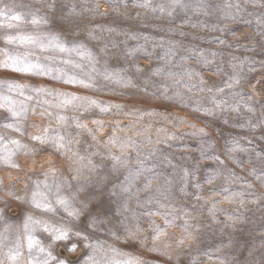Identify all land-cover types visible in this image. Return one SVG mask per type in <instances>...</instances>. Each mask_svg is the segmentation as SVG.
<instances>
[{
	"label": "clouds",
	"instance_id": "clouds-1",
	"mask_svg": "<svg viewBox=\"0 0 264 264\" xmlns=\"http://www.w3.org/2000/svg\"><path fill=\"white\" fill-rule=\"evenodd\" d=\"M12 6L0 0V8ZM23 7L18 31L55 34L75 51L27 48L18 54L52 71L0 78L23 86L0 84L19 112L0 107V145L14 150L11 166L0 161V264H43L47 253L65 264H85L88 255L110 264L113 248L164 224L165 215L173 221L166 231L179 227L183 242H194L200 225L223 232L249 205L264 209V92L249 84L253 73L264 79V0H26ZM33 14L45 22L31 24ZM57 69L75 82L57 79ZM57 93L80 99L65 106ZM90 100L119 108L102 112ZM34 193L47 207L34 204ZM134 224L141 231L130 236ZM55 229L66 237L55 239ZM28 234L38 241L32 250ZM258 250L260 259L250 252L246 264H264V242Z\"/></svg>",
	"mask_w": 264,
	"mask_h": 264
},
{
	"label": "rangeland",
	"instance_id": "rangeland-1",
	"mask_svg": "<svg viewBox=\"0 0 264 264\" xmlns=\"http://www.w3.org/2000/svg\"><path fill=\"white\" fill-rule=\"evenodd\" d=\"M25 2L26 0H13V12L23 15L27 11L23 7ZM0 22L8 23V21L2 20ZM11 23L15 25L17 22L11 21ZM5 31L12 35L21 32L15 27L0 29V33ZM23 32L32 33V29L30 27ZM0 49H7L9 53L18 54L26 48L20 45L6 44L0 40ZM3 59L5 56L0 53V60ZM30 75V73H17L11 69L0 67V78L7 76L20 80L22 76ZM261 75L260 72H256L249 78V84L254 85L257 92H264V79H260ZM35 79L47 80L48 78L39 77ZM78 87L67 85L66 90L76 91ZM110 132L111 129L106 128L104 135L107 136ZM243 216V220L237 222L234 228H225L223 232L219 228L210 231L200 225L196 241H185L182 244L178 243L179 240L183 239L179 227L175 231L168 230L167 235L161 236L155 245L151 240L152 231L149 229L146 234L137 239H130L127 243L120 244L116 248L117 253H113V258L120 260L126 256L136 257L142 264H220L221 261H224L225 264H246V261L250 259L249 253L251 252L259 260V245L264 242V236L260 235V232L264 230V209L249 205ZM220 219L223 220L224 217H220ZM160 226L167 228V225L163 223ZM154 247L157 250H152ZM59 255L63 258L65 250L60 249Z\"/></svg>",
	"mask_w": 264,
	"mask_h": 264
},
{
	"label": "snow or ice",
	"instance_id": "snow-or-ice-1",
	"mask_svg": "<svg viewBox=\"0 0 264 264\" xmlns=\"http://www.w3.org/2000/svg\"><path fill=\"white\" fill-rule=\"evenodd\" d=\"M0 20L2 21H8L7 24L0 22V29H4L5 27L11 29L14 27H18L20 24H22L24 22V17L23 15H21L20 13H14L12 7L4 9V8H0ZM11 21H16L17 23L14 25L13 23H11ZM31 24L33 25H37L40 23L45 22L43 17H37L36 15H32L31 17ZM4 42L6 44H15V45H20L27 48H39L40 50H48V49H55L58 50L60 52H65V51H75V49H68L66 48L65 44L59 39L58 36H56L55 34H44L43 36H37L34 35L32 33H27V32H17L15 35L12 34H5L4 37ZM0 52H2L5 56V59L0 60V67L2 68H7V69H11L13 72H23V73H32L34 71H38L41 72L42 74L45 72V70L47 72H51L52 69L44 64H41L38 60L34 61L32 59L29 58L28 54H24V55H20V54H13V53H9L7 51V49H0ZM80 55H84L83 52L79 53ZM58 75H57V79L61 78V75L65 78V82H75V78L74 77H69L66 73H60V70L57 69L56 70ZM115 79L119 80V76H114ZM7 84L8 88L14 89V88H22V85L17 84L14 81H2L0 82V84ZM81 85L83 86H88L85 84L84 81H80L79 82ZM35 92L38 93H48L51 94V90L49 89H45V88H33L32 89ZM21 94H23L21 92ZM58 99L60 104L62 105H70L72 104L75 100L80 99L78 97L75 96H70L66 93H57ZM5 104L8 105L9 107V111L11 112L13 117H16L19 115V112L14 110V104L15 101H13L11 99V97L8 96H4L2 94H0V107L5 106ZM89 104L95 105L96 107H98L100 109V111L102 112H107L109 110V107H117L119 108V105H115V106H101L98 105L95 101H89ZM151 114V113H149ZM58 119L63 120L64 117L63 116H58ZM97 123L99 125V129L98 130H102L103 129V124L102 122H94ZM11 126V125H10ZM77 127H82L85 128L86 130H88L90 133L92 130L87 129L86 125L83 124H79L77 123ZM46 137H34V139L37 140H43ZM54 139H56L58 141V147H63V137H54ZM117 137L115 135V131L112 130V134L108 136V142L111 144H116L117 143ZM16 143V142H14ZM123 146V144H122ZM20 145L17 143V148H19ZM14 155V150L13 149H9L6 148L2 145H0V161L5 162L6 164L11 166L12 163V157ZM111 159L113 161H119V158L116 156H112ZM121 163H125V162H121ZM140 171H143V169L138 170L135 175H139ZM185 175H187V173H185ZM131 183V181L129 182ZM122 190L127 192L129 190V188L127 186L122 187ZM36 193L33 194V202L36 206L40 207H47V205H41V202L39 200H37L36 197ZM58 203L63 205L65 207L66 211H69L70 215H75L76 214V210L72 209L69 202L63 198H61L60 200H58ZM146 214H151V215H155L156 213H146ZM173 221L169 220L167 218V215H165L164 218V225H172ZM28 224L29 221L26 220L25 221V230L27 232L28 229ZM55 239L61 240L64 239L66 237V233L64 230L62 229H55ZM141 231V229L139 228L138 224H134L133 226L128 228V232L130 236H136L137 233H139ZM152 236H151V240L153 242V244L155 245V242L157 240L160 239L161 236H165L167 235V231L166 228H162L160 225L158 224H154L152 226ZM25 243H26V247L29 250H32L34 247H38V241H36L30 234L26 235L25 238ZM179 244L183 243V240H179L178 241ZM165 247H167V245H165ZM152 250H157L155 247ZM40 252H44L43 248H39ZM113 253H117V249L113 248L112 249ZM17 256V253L13 252L12 254H10L9 259L12 261H15ZM47 259H45L43 261V264H49V260H54L56 261V264H65V261L63 259H59L57 260L56 257H53L51 255V253H47L46 254ZM94 255H88L85 258V264H94ZM29 264H33V261L30 260ZM110 264H142V262L136 258V257H131V256H126L124 259H112L110 261Z\"/></svg>",
	"mask_w": 264,
	"mask_h": 264
}]
</instances>
